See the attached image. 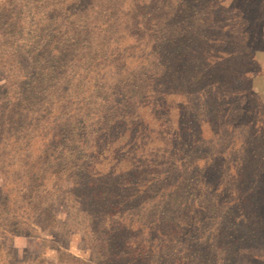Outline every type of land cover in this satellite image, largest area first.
I'll list each match as a JSON object with an SVG mask.
<instances>
[{"label": "rangeland", "instance_id": "1", "mask_svg": "<svg viewBox=\"0 0 264 264\" xmlns=\"http://www.w3.org/2000/svg\"><path fill=\"white\" fill-rule=\"evenodd\" d=\"M246 1L0 0L1 49L25 47L10 22L36 6L69 29L34 135L0 144V264H126L115 237L153 250L137 264H264V25H242L262 11ZM40 49L0 53V100L33 94Z\"/></svg>", "mask_w": 264, "mask_h": 264}, {"label": "trees", "instance_id": "2", "mask_svg": "<svg viewBox=\"0 0 264 264\" xmlns=\"http://www.w3.org/2000/svg\"><path fill=\"white\" fill-rule=\"evenodd\" d=\"M256 2H260L262 11L260 13L253 15L250 12L252 8V4H254L253 0H249V1L247 0L245 7H244L245 9L244 13L246 12L245 15L250 13L252 14V17L250 18L247 15V18L245 19V16H244V21L242 25H246V23L248 25V23L252 21L257 22L258 20L263 21L262 25H264V0H258ZM34 9L35 10H33L32 12V14L35 16V19L33 20V25H29L25 17L21 19L20 26L18 25L19 24L18 20H15L14 18H12L10 22V27L12 29L11 34H13V36L20 35V41H24L25 47H22L18 43L19 40H12L11 38H9L8 42L5 44V48L4 49L0 48V53L3 54L6 65H13L14 62L21 64V59L19 58L20 51L23 49L29 50V51H36L38 49V46H41V49L36 53L34 60L35 61L37 60L38 64L42 60H44V64L38 65L39 71L36 74L37 76L36 85H31L28 78H25L20 83V85L23 88L26 87V93H33V94L25 96L19 100H14L10 95L9 97L6 96L2 98V100H0V144H2L5 140H8V139L16 140V136L14 132L16 126L19 127L20 129L26 127L27 130L32 131L31 135H34L33 131L37 129L35 128L37 127V122H34L33 120L34 118H33L30 123H27L26 119L29 113L32 112V106L39 104L38 102L39 99L36 98V93H39L40 90L42 89H46L48 87V82L50 86V80L57 78V76L54 75V73L57 72V69L52 65V64L54 65L61 64L60 53L57 48V45H59V41H61L60 39H62L65 42L68 38L67 33L69 32V29L56 30V28H53V32H47V30L50 29L49 24H51L52 19L55 18L57 15L55 3L48 4L44 11L37 10L38 9L37 6ZM214 65H216L215 61H214L213 66ZM209 66L211 67V65ZM50 69H53V70H50ZM16 79H17V76H14L12 80H9V83L11 85V90H12V87H14L15 85V83H13L12 81ZM36 88H39V89L33 92V90ZM8 105H11V107L9 111L6 112V108ZM45 108L46 110H48L47 106ZM62 120H63L62 118H55L54 121H50L49 122L51 123V125L49 126L50 132H48V134L55 132L59 126L64 125V123L61 122ZM36 131L38 133L39 129ZM42 132L43 131H41L39 134H41ZM38 161L39 160L36 159L31 165V168H35L36 170L39 166ZM34 176H32L33 179H34ZM38 179L39 178H36L35 181H38ZM91 197H95V195L93 196L92 194ZM112 205H114V202L108 200L105 204H97L96 206H92L90 209H93V207H97V209L99 210L100 217L105 218L106 214L103 213L104 210L109 208ZM100 242L103 243V246L100 248L104 252H107V249L108 251L110 250L111 246L106 238L100 239ZM113 246L114 248L118 249V254L113 255V257L127 258L126 264H137L142 261L144 255L148 257V259L146 260L148 261L151 257L150 253L153 251L151 249L149 251L146 250L145 252H142V250H140V247H138V250H135L137 255H134L133 257L130 258V257L121 255L122 252L124 251V248H123L122 242L117 237H115L113 241ZM105 257H107V253L105 254Z\"/></svg>", "mask_w": 264, "mask_h": 264}]
</instances>
